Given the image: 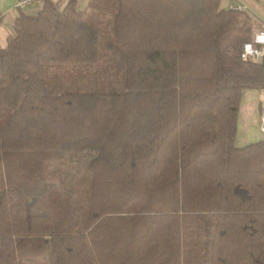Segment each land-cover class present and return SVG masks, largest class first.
<instances>
[{"label":"trees","instance_id":"obj_1","mask_svg":"<svg viewBox=\"0 0 264 264\" xmlns=\"http://www.w3.org/2000/svg\"><path fill=\"white\" fill-rule=\"evenodd\" d=\"M218 0H89L112 14L118 90L52 91L94 64L74 0L18 12L0 48V264H264V137L235 144L260 25ZM1 122L3 123L1 126Z\"/></svg>","mask_w":264,"mask_h":264},{"label":"rangeland","instance_id":"obj_2","mask_svg":"<svg viewBox=\"0 0 264 264\" xmlns=\"http://www.w3.org/2000/svg\"><path fill=\"white\" fill-rule=\"evenodd\" d=\"M68 0H56L61 6ZM76 5L82 10L83 16L93 23L100 32V58L94 64H73V63H51L48 64L44 72V79L52 91H85L101 90L113 91L122 86L124 78L123 58L113 46L112 34V14L110 11L98 9L88 5V0H74ZM248 9L252 13L264 19V9L260 4H253L245 1ZM33 6L25 8L29 11ZM1 119V117H0ZM1 122V126H2ZM2 178L0 176V188ZM26 264H48L47 257H41L27 261Z\"/></svg>","mask_w":264,"mask_h":264},{"label":"crops","instance_id":"obj_3","mask_svg":"<svg viewBox=\"0 0 264 264\" xmlns=\"http://www.w3.org/2000/svg\"><path fill=\"white\" fill-rule=\"evenodd\" d=\"M237 1L247 5L246 0ZM248 1H251L253 6L258 3L264 9V0ZM14 3L15 0H0V48L6 45L8 35L14 31V18L18 12L33 13L37 10L35 7L30 8L29 11H26L25 8L16 9ZM228 4L229 0H218L215 7H227ZM247 6L246 9L250 11ZM250 12L252 13V11ZM255 18L256 22L260 25L259 27H263L264 19L257 16ZM263 89L264 85L260 88H244L241 91L234 139L235 144L238 146H243L263 138V134L259 128V112L263 103Z\"/></svg>","mask_w":264,"mask_h":264},{"label":"built area","instance_id":"obj_4","mask_svg":"<svg viewBox=\"0 0 264 264\" xmlns=\"http://www.w3.org/2000/svg\"><path fill=\"white\" fill-rule=\"evenodd\" d=\"M46 1L56 0H15L14 7L16 9H24L28 6H33L36 9H39ZM227 8L246 9V5L237 0H229ZM240 57L242 59L253 58L264 60V26L255 28L251 39L243 42ZM259 128L264 137V89L262 108L259 112Z\"/></svg>","mask_w":264,"mask_h":264}]
</instances>
